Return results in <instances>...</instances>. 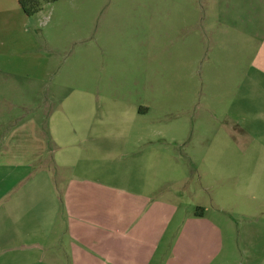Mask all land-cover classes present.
Here are the masks:
<instances>
[{
  "label": "rangeland",
  "instance_id": "rangeland-1",
  "mask_svg": "<svg viewBox=\"0 0 264 264\" xmlns=\"http://www.w3.org/2000/svg\"><path fill=\"white\" fill-rule=\"evenodd\" d=\"M31 18L35 51L0 61L10 72L1 75L0 91L13 102L0 106L2 117L8 128L16 118L24 125L19 173L68 172L58 157L74 156L83 140L153 141L113 152L107 164L121 175L132 157L162 151L158 178L145 181L155 185L164 219L206 207L224 236L211 264L244 261L239 224L264 218V179L240 178L231 158L264 155L255 143L264 141V0H57L42 2ZM32 125L43 144L30 137ZM203 150L224 159L191 164L186 155ZM167 232L164 242L174 234ZM257 240L263 253L264 233Z\"/></svg>",
  "mask_w": 264,
  "mask_h": 264
},
{
  "label": "crops",
  "instance_id": "crops-1",
  "mask_svg": "<svg viewBox=\"0 0 264 264\" xmlns=\"http://www.w3.org/2000/svg\"><path fill=\"white\" fill-rule=\"evenodd\" d=\"M32 16L23 12L18 0H0V61L1 57L15 55V51L21 56L35 51L36 38L29 28ZM3 74L10 72L0 69V78ZM3 104L13 106L0 91V106ZM1 109L0 264H211L216 259L220 253L216 243L222 244L224 236L220 225L206 216V207L192 211V215L180 221L172 217L164 219L163 203L154 197L156 187L153 182L145 181L153 180L161 172L156 167L163 159L162 151L156 155L152 149L136 161L132 157L121 175L107 164L113 152L131 153L129 148L138 143L146 148L156 143L104 140L103 136L83 140L75 143L74 156L58 157L56 165L68 168V172L54 176L43 168L22 174L18 170V147L24 125H17L16 118L8 128ZM93 126L89 127L95 134L97 130ZM36 129L35 125L30 127V137L41 143ZM255 143L258 151L264 149L263 140ZM167 144L169 148L172 142ZM206 153L203 150L202 157L192 153L186 156L191 164L210 163V159L218 163L224 159L206 157ZM178 159L165 157L175 163ZM231 159L237 164L240 178L250 175L264 179V155L252 150ZM135 163L139 165L136 167ZM173 171L177 172L171 166L170 172ZM120 176L126 184L123 187L114 183ZM131 178L139 181L132 182ZM168 207L169 216H173L177 206ZM239 227L244 254L240 264H247L248 257L259 264L255 255L264 257V252L259 253L261 246L257 240L259 233H264V218L244 220ZM173 230L169 241L164 242L167 231ZM243 243L248 251L243 249ZM196 248L199 252H194Z\"/></svg>",
  "mask_w": 264,
  "mask_h": 264
},
{
  "label": "trees",
  "instance_id": "trees-1",
  "mask_svg": "<svg viewBox=\"0 0 264 264\" xmlns=\"http://www.w3.org/2000/svg\"><path fill=\"white\" fill-rule=\"evenodd\" d=\"M57 0H18V4L27 16L36 14L41 9L42 2H54Z\"/></svg>",
  "mask_w": 264,
  "mask_h": 264
}]
</instances>
